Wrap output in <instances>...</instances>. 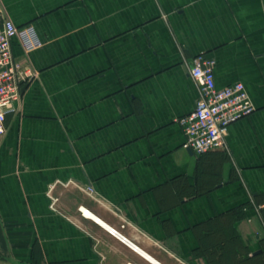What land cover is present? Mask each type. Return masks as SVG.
I'll use <instances>...</instances> for the list:
<instances>
[{"label": "crops", "instance_id": "0c3cea01", "mask_svg": "<svg viewBox=\"0 0 264 264\" xmlns=\"http://www.w3.org/2000/svg\"><path fill=\"white\" fill-rule=\"evenodd\" d=\"M0 11L42 43L11 45L31 76L0 137V264H264V0H0ZM197 55L254 107L201 155L177 123L198 96Z\"/></svg>", "mask_w": 264, "mask_h": 264}, {"label": "built area", "instance_id": "2783aa9c", "mask_svg": "<svg viewBox=\"0 0 264 264\" xmlns=\"http://www.w3.org/2000/svg\"><path fill=\"white\" fill-rule=\"evenodd\" d=\"M14 40L25 52L42 45L33 26L18 27L0 11V137L6 131V116L15 111V103L21 98L22 84L31 76L13 57L11 45ZM214 67L213 58L204 55L192 58L188 74L198 96L194 109L177 120L184 137L182 147L196 155L225 148L228 127L254 110L243 83L216 87ZM87 192L91 194L92 189L87 188ZM51 201L54 203L55 200ZM77 211L82 217L89 218V212L83 207H78ZM107 231L129 245L115 230Z\"/></svg>", "mask_w": 264, "mask_h": 264}, {"label": "bare ground", "instance_id": "6f19581e", "mask_svg": "<svg viewBox=\"0 0 264 264\" xmlns=\"http://www.w3.org/2000/svg\"><path fill=\"white\" fill-rule=\"evenodd\" d=\"M88 217L91 218V219H93V216H91V214H89V213H88ZM93 220L97 221L95 218ZM97 222H99V221H97Z\"/></svg>", "mask_w": 264, "mask_h": 264}, {"label": "trees", "instance_id": "16d2710c", "mask_svg": "<svg viewBox=\"0 0 264 264\" xmlns=\"http://www.w3.org/2000/svg\"><path fill=\"white\" fill-rule=\"evenodd\" d=\"M204 235H206V234H204Z\"/></svg>", "mask_w": 264, "mask_h": 264}]
</instances>
